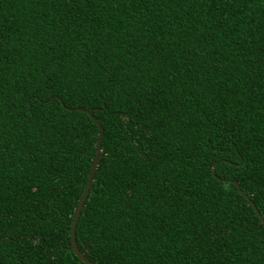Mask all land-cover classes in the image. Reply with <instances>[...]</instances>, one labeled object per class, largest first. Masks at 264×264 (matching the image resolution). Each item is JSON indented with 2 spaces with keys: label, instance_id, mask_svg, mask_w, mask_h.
<instances>
[{
  "label": "trees",
  "instance_id": "obj_1",
  "mask_svg": "<svg viewBox=\"0 0 264 264\" xmlns=\"http://www.w3.org/2000/svg\"><path fill=\"white\" fill-rule=\"evenodd\" d=\"M76 109L86 258L264 264V0H0V264H84Z\"/></svg>",
  "mask_w": 264,
  "mask_h": 264
},
{
  "label": "water",
  "instance_id": "obj_2",
  "mask_svg": "<svg viewBox=\"0 0 264 264\" xmlns=\"http://www.w3.org/2000/svg\"><path fill=\"white\" fill-rule=\"evenodd\" d=\"M78 111H82V112H85L87 113L100 127V130H101V134H100V139L98 141V147H97V151H96V156H95V159L92 163V167H91V170H90V174H89V177H88V180H87V183H86V187L84 189V192L82 194V197L80 199V202H79V205H78V208L76 209V212H75V216H74V220H73V224H72V227L70 229V233H71V240H72V249L75 253V255L77 256V258L84 264H95L93 263L92 261H90L88 258H86L80 251L78 245H77V239H76V227H77V224H78V221H79V217H80V214L84 208V205L88 199V196L90 194V191L93 187V182H94V177H95V174H96V171L98 169V166H99V163H100V160H101V153H102V142H103V138H104V130H103V127L101 126L100 122L97 120V118L95 117V115L93 114L92 111H88V110H85V109H76ZM244 194V192H242ZM253 206L255 207V205L253 204ZM261 221H262V224L264 225V219L260 216V214L258 213Z\"/></svg>",
  "mask_w": 264,
  "mask_h": 264
}]
</instances>
